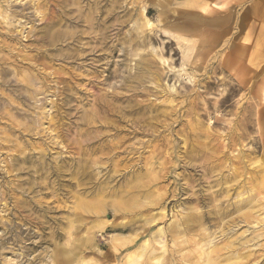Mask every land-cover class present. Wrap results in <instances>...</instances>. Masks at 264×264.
<instances>
[{
	"label": "rangeland",
	"instance_id": "rangeland-1",
	"mask_svg": "<svg viewBox=\"0 0 264 264\" xmlns=\"http://www.w3.org/2000/svg\"><path fill=\"white\" fill-rule=\"evenodd\" d=\"M6 1L0 264H264V0Z\"/></svg>",
	"mask_w": 264,
	"mask_h": 264
},
{
	"label": "bare ground",
	"instance_id": "bare-ground-1",
	"mask_svg": "<svg viewBox=\"0 0 264 264\" xmlns=\"http://www.w3.org/2000/svg\"><path fill=\"white\" fill-rule=\"evenodd\" d=\"M16 1V0H15ZM247 1V0H246ZM6 2H9V0H7ZM6 2H4V3H6ZM33 2V1H32ZM180 2V1H179ZM178 2V3H179ZM186 2V1H185ZM212 2V1H211ZM10 3V2H9ZM34 3V2H33ZM184 3V2H183ZM12 4V3H11ZM35 4V3H34ZM42 4V3H41ZM49 4V3H48ZM54 4V3H53ZM170 4V3H169ZM198 4V3H197ZM201 4V3H200ZM6 5H8V3L6 4ZM32 5V4H31ZM51 5H52V3H51ZM203 5V4H202ZM2 6V5H1ZM29 6V5H28ZM33 6V5H32ZM39 6V5H38ZM181 6H182V3H181ZM184 6H185V4H184ZM183 6V7H184ZM216 6V5H215ZM3 7V6H2ZM8 7V6H7ZM16 7V6H15ZM35 8H37L36 7V5L34 6ZM176 7V6H175ZM40 8V7H39ZM171 8V7H170ZM180 8V7H179ZM207 8V7H206ZM13 9V8H12ZM56 9V8H55ZM59 9H61V8H59ZM58 9V10H59ZM144 9V8H143ZM142 9V10H143ZM208 9V8H207ZM3 10V9H2ZM6 10V9H5ZM24 10H26V9H24ZM30 10V9H29ZM33 10H35V9H33ZM10 11V10H9ZM9 11H8V13H9ZM17 11H18V8H17ZM145 11H146V9H145ZM0 12H1V10H0ZM4 12V11H3ZM5 12H7V11H5ZM20 11H18L17 13H19ZM22 12H24V11H22ZM28 12V11H27ZM38 12V11H37ZM44 12V11H43ZM263 12V11H262ZM15 13V16H16V12H14ZM173 13V12H172ZM261 13V12H260ZM4 14V13H3ZM10 14V13H9ZM9 14H7V16L9 15ZM40 14V13H39ZM44 14V13H43ZM60 14H62V13H60ZM59 14V15H60ZM207 14H209V13H207ZM235 14V13H234ZM258 14V13H257ZM1 15H2V13H1ZM4 15H6V13L4 14ZM3 15V16H4ZM46 15V14H45ZM145 15V14H144ZM11 16H13V15H11ZM6 17V16H5ZM38 17V16H37ZM4 18V17H3ZM10 17L8 16V19H9ZM51 18H53V17H51ZM146 18V17H145ZM171 18V17H170ZM206 18V17H205ZM241 18V17H240ZM2 19V18H1ZM7 19V18H6ZM7 19V20H8ZM39 19V18H38ZM56 19V18H55ZM235 19V18H234ZM262 19V18H261ZM6 20V21H7ZM20 20V19H19ZM54 20V19H53ZM57 20V19H56ZM59 20V19H58ZM5 21V23H7ZM14 21V20H13ZM3 22V21H2ZM12 22V21H11ZM21 21H19V23H20ZM26 22V21H25ZM148 22V21H147ZM174 22V21H173ZM227 21H225V23H226ZM236 22V21H235ZM234 22V23H235ZM10 23V22H9ZM14 22H12V24H13ZM18 23V24H19ZM151 23V22H150ZM195 23H196V21H195ZM245 23V22H244ZM11 24V25H12ZM16 24V23H15ZM18 24H17V26H18ZM60 24V23H59ZM248 24V23H247ZM1 25V24H0ZM10 25V24H9ZM11 25L10 26H8V28H10L11 27ZM48 25V24H47ZM147 25H148V23H147ZM197 25V24H196ZM232 25V24H231ZM245 25H246V23H245ZM2 26V25H1ZM5 26H7V24L5 25ZM20 26H21V24H20ZM19 26V27H20ZM248 26V25H247ZM14 27V26H13ZM22 27H24V26H22ZM148 27V26H147ZM245 27V26H244ZM12 28V27H11ZM239 28V27H238ZM2 29V28H1ZM0 29V30H1ZM232 29V28H231ZM236 30V29H235ZM240 30V29H239ZM9 33H14V31L13 30H7ZM42 31V30H41ZM40 31V32H41ZM44 31V30H43ZM3 32V31H2ZM39 32V31H38ZM39 32V33H40ZM47 32V31H46ZM243 32V31H242ZM18 33V32H17ZM232 33V32H231ZM237 33V32H236ZM3 34H5V33H3ZM27 34V33H26ZM242 34V33H241ZM240 34V35H241ZM262 34H263V31H260V33H259V37H261L262 36ZM19 35H21V33L19 34ZM159 35V34H158ZM3 35H1V37H2ZM7 36V35H6ZM18 36V35H17ZM22 36V35H21ZM8 37V36H7ZM24 37V36H23ZM54 37L56 38V40H58L59 39V34L57 35V34H55L54 35ZM152 37V36H151ZM233 37V36H232ZM4 38H5V36H4ZM3 38V39H4ZM14 38V37H13ZM12 38V39H13ZM39 38V37H38ZM147 38V37H146ZM145 38V39H146ZM150 38V37H149ZM158 38V37H157ZM16 39V38H15ZM149 40V39H148ZM153 40V39H152ZM160 40H162V39H160ZM4 41V40H3ZM9 41H10V39H9ZM20 41V40H19ZM39 41V40H38ZM16 42V41H15ZM33 42V41H32ZM43 42H44V40H43ZM10 43V42H9ZM29 43V42H28ZM148 43H151L150 41H148ZM11 44V43H10ZM16 44V43H15ZM23 44V43H22ZM60 44V43H59ZM230 44V43H229ZM46 45V44H45ZM62 45V44H61ZM2 46V49L4 48V45H1ZM18 46V45H17ZM134 47V46H133ZM149 47H150V44H149ZM227 47H228V45H227ZM21 48V47H20ZM65 48V47H64ZM132 48V47H131ZM164 48V47H163ZM5 49H7V48H5ZM22 49V48H21ZM37 49V48H36ZM49 49V48H48ZM134 49V48H133ZM231 49V48H230ZM9 50V49H8ZM34 50V49H33ZM32 50V51H33ZM46 50V49H45ZM12 51V50H11ZM14 51V50H13ZM12 51V52H13ZM18 51V50H17ZM20 51V50H19ZM38 51V50H37ZM166 51V50H165ZM40 52V51H39ZM42 52H44V51H42ZM46 52V51H45ZM153 52H156V51H153ZM5 53V52H4ZM7 53V52H6ZM16 53V52H15ZM47 53V52H46ZM94 53V52H93ZM225 53V52H224ZM8 54H10V53H8ZM11 54H13V53H11ZM48 54V53H47ZM154 54V53H153ZM2 55V54H1ZM16 55V54H15ZM17 57H18V55H16ZM263 57H264V50H263V48L261 49V51L260 50H255V51H253L250 55H249V61H250V63H254V66H255V64H257V62L259 61V60H261V59H263ZM16 58V57H15ZM14 59V58H13ZM13 59H8V60H13ZM18 59H19V57H18ZM32 59V58H31ZM163 59H164V57H163ZM15 60V59H14ZM39 60V59H38ZM165 61H166V59H164ZM161 61V60H160ZM20 62V61H19ZM23 62V61H22ZM31 62V61H30ZM39 62V61H38ZM167 62V61H166ZM165 62V63H166ZM256 62V63H255ZM25 63V62H24ZM33 63V62H32ZM8 65L9 64V62L7 61V59L6 58H2V57H0V67L1 66H3V65ZM21 64V63H20ZM34 64H36L35 62H34ZM12 65V64H11ZM22 65V64H21ZM82 65V64H81ZM15 66V65H14ZM13 66V67H14ZM33 66V65H32ZM38 66V65H37ZM252 66V65H251ZM25 67V66H24ZM28 67V66H27ZM36 67V66H35ZM18 68V67H17ZM30 68V67H29ZM37 68H39V67H37ZM36 68V69H37ZM19 69V68H18ZM44 69V68H43ZM61 69V68H60ZM139 69V68H138ZM153 69V68H152ZM33 70V69H32ZM35 70V69H34ZM45 70V69H44ZM28 71V70H27ZM40 71V70H39ZM20 72V71H19ZM36 72V71H35ZM51 72V71H50ZM103 73H106V72H103ZM9 74H10V72H9ZM37 74V73H36ZM40 74V73H39ZM112 74V73H111ZM158 74V73H157ZM264 74V73H263ZM7 75V74H6ZM11 75V74H10ZM29 75V74H28ZM43 75V74H42ZM47 75V74H46ZM49 75V74H48ZM75 75V74H74ZM113 75H114V73H113ZM35 76V75H34ZM38 76V75H37ZM70 76H71V74H70ZM6 77V76H5ZM11 77V76H10ZM3 78V77H2ZM112 78V77H111ZM6 79V78H5ZM107 79H108V77H107ZM37 80V79H36ZM65 80V79H64ZM106 80V79H105ZM77 82V81H76ZM158 82H159V80H158ZM157 82V83H158ZM46 83V82H45ZM52 83V82H51ZM161 82H159V84H160ZM27 84H28V82H27ZM37 84H39V82H37ZM60 84V83H59ZM1 85V84H0ZM8 85V84H7ZM42 86V85H41ZM41 86H39V87H41ZM62 86V85H61ZM64 87V86H63ZM159 87V86H158ZM240 87V86H239ZM14 88V87H13ZM35 88V87H34ZM157 88V87H156ZM15 89V88H14ZM40 89H43V88H40ZM40 89H38V90H40ZM51 90V89H50ZM94 90V89H93ZM162 90V89H161ZM160 90V91H161ZM162 91H164V89L162 90ZM20 91H18V93H19ZM53 93V92H52ZM51 93V94H52ZM58 93V92H57ZM79 93V92H78ZM165 93V92H164ZM80 94V93H79ZM166 95H167V93H165ZM177 94V93H176ZM63 95V94H62ZM49 96V95H48ZM54 96V95H53ZM263 97V100H264V92H263V95H262ZM169 98V97H168ZM63 99V98H62ZM61 99V100H62ZM170 100H171V98H169ZM256 101V100H255ZM17 104V103H16ZM23 105V104H22ZM38 105H39V103H38ZM58 106V105H57ZM39 107V106H38ZM61 107V106H60ZM25 109V108H24ZM43 109V108H42ZM63 109V108H62ZM57 110V109H56ZM32 113V112H31ZM49 113V112H48ZM42 114V113H41ZM36 115V114H35ZM40 115V114H39ZM95 115V114H94ZM37 116H38V114H37ZM12 118V117H11ZM94 118V117H93ZM37 119V118H36ZM40 119V118H39ZM43 119H45L44 117H43ZM42 119V120H43ZM41 121V120H40ZM39 123V122H38ZM43 123V122H42ZM39 129V128H38ZM211 129V128H210ZM260 128H258V130H259ZM36 130H37V128H36ZM40 131V130H39ZM41 132V131H40ZM37 134V133H36ZM41 134V133H40ZM211 135V134H210ZM235 135V134H234ZM52 136V135H51ZM213 136V135H212ZM24 137V136H23ZM22 137V138H23ZM235 137V136H234ZM261 137V136H260ZM238 137H236V139H237ZM52 141V140H51ZM151 141V140H150ZM226 141V140H225ZM238 141H240V140H238ZM151 143V142H150ZM262 143V142H261ZM240 144V143H239ZM149 146H151V145H149ZM235 146V145H234ZM218 149V148H217ZM223 149V148H222ZM221 149V150H222ZM84 150H86V149H84ZM39 151V150H38ZM216 152H217V150H216ZM225 152V151H224ZM223 153V152H222ZM40 155V154H39ZM35 156V155H34ZM19 158V157H18ZM261 158V157H260ZM19 159H21V158H19ZM19 159H18V161H19ZM34 159H35V157H34ZM253 159V158H252ZM257 159H258V157H257ZM24 161V160H23ZM40 162V161H39ZM252 163V162H251ZM251 163H250V165H251ZM22 164V163H21ZM29 164H30V162H29ZM38 164V163H37ZM41 166V165H40ZM252 167H254L253 165H252ZM42 168V167H41ZM256 168V167H255ZM254 169V168H253ZM257 169H259V170H261V172L262 173H264V158L261 160V162L259 163V165L257 166ZM256 169V170H257ZM41 170V169H40ZM262 176V175H261ZM264 176V175H263ZM116 198V197H115ZM118 199V198H117ZM252 199V198H251ZM120 200V199H119ZM248 201V200H247ZM262 201H263V199H262ZM241 202V201H240ZM116 203V202H115ZM120 203V202H119ZM243 203V202H242ZM245 203H246V201H245ZM251 203V202H250ZM262 203V202H261ZM261 203H259V204H261ZM91 204V203H90ZM255 204H257V203H255ZM133 205V204H132ZM264 205V204H263ZM124 207V206H123ZM259 208H262V207H260V206H258ZM264 207V206H263ZM115 208V207H114ZM253 208V207H252ZM251 208V209H252ZM250 209V208H249ZM254 209L256 210L257 208L254 206ZM253 209V210H254ZM92 210V209H91ZM95 210V209H94ZM116 210V209H115ZM255 210L253 211V212H255ZM247 211V210H246ZM259 212H260V210H258ZM258 211H256L257 213H259ZM97 212V211H96ZM117 212V211H116ZM252 212V213H253ZM100 213V212H99ZM184 213V212H183ZM220 213V212H219ZM256 213V214H257ZM98 214V213H97ZM228 214V213H227ZM226 214V215H227ZM211 215H212V213H211ZM220 215V214H219ZM264 215V214H263ZM191 216V215H190ZM259 215L257 214V216L256 217H258ZM192 217V216H191ZM255 217V215H253V218ZM181 219V218H180ZM179 219V220H180ZM223 219V218H222ZM221 219V220H222ZM254 219H256V218H254ZM247 220V219H246ZM220 221V220H219ZM253 221V220H252ZM181 222V221H180ZM221 222V221H220ZM241 222H243V220L241 221ZM240 222V223H241ZM260 222V221H259ZM233 223H235L234 221H233ZM233 223H232V225H233ZM257 223H258V221H257ZM262 223V222H261ZM74 224V223H73ZM235 224H237V223H235ZM246 224V223H245ZM260 224V223H259ZM222 225V224H221ZM226 225V224H225ZM231 225V226H232ZM241 225V224H240ZM248 225V224H247ZM258 225V224H257ZM198 226V225H197ZM229 226V225H228ZM242 226V225H241ZM240 226V227H241ZM72 227V226H71ZM71 227H70V229H71ZM237 227V226H236ZM257 227H259V226H257ZM263 227H264V224H263ZM199 228V227H198ZM219 228V227H218ZM226 227H224L223 226V229H225ZM228 229H230L229 227H227ZM100 229V228H99ZM246 229V228H245ZM247 229H248V226H247ZM254 229V228H253ZM255 229H258V228H256L255 227ZM254 229V230H255ZM261 229V228H260ZM146 230V229H145ZM171 230V229H170ZM222 230V229H221ZM231 230V229H230ZM232 230H233V227H232ZM234 230H236V229H234ZM250 230V229H249ZM72 231V230H71ZM186 232H190L191 231V229L190 228H186V230H185ZM223 231V230H222ZM226 231V230H225ZM224 231V232H225ZM241 231H244V228H243V230H241ZM246 231V230H245ZM101 232V231H100ZM168 232H169V230H168ZM230 232V231H229ZM235 232V231H234ZM233 232V233H234ZM240 232V231H239ZM251 232V231H250ZM255 232V231H254ZM264 232V231H263ZM137 233V232H136ZM139 233V232H138ZM158 233V232H157ZM165 233H166V231H165ZM173 233H175L174 235H173V237H175L176 239H178V237L183 233V232H181L180 231V229L178 230V228H177V230H175ZM204 233V232H203ZM203 233H202V235H203ZM220 233V232H219ZM246 233H248V232H246ZM160 234H162V231H160ZM171 234V233H170ZM224 234V233H223ZM222 234V235H223ZM226 234V233H225ZM239 234V233H238ZM237 234V235H238ZM240 234H241V232H240ZM250 234H252V233H250ZM258 234V233H257ZM69 235V234H68ZM167 235V234H166ZM183 235V234H182ZM199 235V234H198ZM205 235V234H204ZM201 236L198 240H195V239H189V241L188 242H190V244H192V245H194V246H203V247H205V246H207L206 244L205 245H202V243H204L205 241H207L206 240V237L205 236ZM221 235V236H222ZM234 235H235V233H234ZM243 235V234H242ZM256 235V234H255ZM128 236V235H127ZM152 236V235H151ZM185 236V235H184ZM206 236H207V234H206ZM238 236H240V235H238ZM237 236V237H238ZM244 236V235H243ZM243 236H241V237H243ZM259 236V235H258ZM264 236V235H263ZM68 237V236H67ZM71 237V236H70ZM182 237V236H181ZM193 237H195V236H193ZM220 237V236H219ZM223 237V236H222ZM225 237V241H227L223 246L222 245H220V246H215L214 247V244H216V243H214L213 242V246H211L210 248H209V246H208V250L207 251H205V250H203L202 252H201V256L203 255V253H204V255H206L207 257H209L210 256V254L211 253H214V254H216V258H210L209 260H208V263L207 264H222V263H225V264H234V263H237L238 261H244V260H247L248 259V254L247 253H242V250H244L245 252H247V250H248V243H250V240H249V238L248 239H243L244 241L242 242V243H239L238 244V242H234L233 240V235H230L229 237H228V235H227V237H226V235L224 236ZM237 237H235V238H237ZM246 237V236H245ZM252 238L254 237V236H251ZM159 238V237H158ZM167 238V237H166ZM185 238H187V237H185ZM207 238H208V236H207ZM255 238V237H254ZM256 238H258L257 237V235H256ZM260 238V237H259ZM259 238L257 239V240H259ZM238 239V238H237ZM251 239V238H250ZM72 240V239H71ZM160 239H158V241H159ZM168 240H170V239H168ZM179 240V239H178ZM187 240V239H186ZM216 240V239H215ZM215 240H211V241H215ZM239 240H240V238H239ZM238 240V241H239ZM252 240V239H251ZM256 240V239H255ZM255 240H254V242H255ZM256 240V241H257ZM145 241V240H144ZM147 241V240H146ZM167 241V240H166ZM181 241H182V239H181ZM185 241V240H184ZM224 241V242H225ZM151 242V241H150ZM252 243L251 244H253V241H251ZM259 242V241H258ZM118 243V242H117ZM167 243V242H166ZM170 243V242H169ZM182 243V242H181ZM180 243V244H181ZM219 243V242H218ZM238 245H237V244ZM256 243V242H255ZM70 244V243H69ZM68 244V245H69ZM148 244V243H147ZM157 244V243H156ZM179 244V245H180ZM185 245H187V242L186 243H184ZM211 244V243H210ZM259 244V243H258ZM183 245V244H182ZM219 245V244H218ZM80 246V245H79ZM111 246V245H110ZM117 246H118V244H117ZM159 246V245H158ZM170 246V245H169ZM184 246V245H183ZM201 246H200V249L199 250H201ZM251 246V245H250ZM254 246V245H253ZM257 246V245H256ZM255 246V247H256ZM70 247V246H69ZM113 247V246H112ZM111 247V248H112ZM172 247V246H171ZM177 247V246H176ZM182 247V246H181ZM180 247V248H181ZM190 247V246H189ZM147 248H148V245H147ZM158 248V247H157ZM183 248V247H182ZM184 248H185V250H186V248H188V247H185L184 246ZM250 248V247H249ZM257 248V247H256ZM259 248V247H258ZM85 249H86V247H85ZM93 249V248H92ZM91 249V250H92ZM113 249H115V248H113ZM171 249V248H170ZM169 249V250H170ZM176 249H178V247L176 248ZM191 249H193V248H191ZM251 249H252V247H251ZM254 249V248H253ZM147 250V249H146ZM154 250V249H153ZM197 250V249H196ZM255 250V249H254ZM117 251H119V250H117ZM177 251V250H176ZM193 251V250H192ZM225 251V253H222V252H224ZM243 251V252H244ZM261 251V250H260ZM178 252V251H177ZM248 252H250V249H249V251ZM254 252V251H253ZM257 252V251H256ZM117 253V252H116ZM182 253H184L185 254V252H184V250H183V252ZM198 254H199V252H198ZM213 254V255H214ZM253 253H251V255H252ZM255 254V253H254ZM179 255V254H178ZM212 255V254H211ZM153 256V255H152ZM175 256V255H174ZM181 256V255H180ZM204 257V256H203ZM215 257V256H214ZM179 258V257H178ZM79 259V258H78ZM108 259H110V258H108ZM129 259H132V257L131 258H129ZM254 259H257V258H255V256H254ZM203 260H206V259H203ZM177 261H178V259H177ZM185 261V260H184ZM193 261V260H192ZM130 263H132V264H134L135 263V259H133L132 261H129ZM205 262V261H204ZM204 262H203V264H204ZM255 262V264L257 263V261L255 260L254 261ZM136 263H138V262H136ZM180 263H181V260H180ZM84 264V263H83ZM245 264H247V263H245ZM252 264V263H251ZM258 264V263H257Z\"/></svg>",
	"mask_w": 264,
	"mask_h": 264
}]
</instances>
